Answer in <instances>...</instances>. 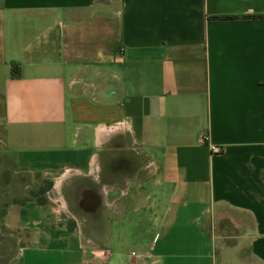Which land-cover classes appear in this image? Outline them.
Returning <instances> with one entry per match:
<instances>
[{"label": "crops", "instance_id": "crops-1", "mask_svg": "<svg viewBox=\"0 0 264 264\" xmlns=\"http://www.w3.org/2000/svg\"><path fill=\"white\" fill-rule=\"evenodd\" d=\"M0 165V264H264V0H0Z\"/></svg>", "mask_w": 264, "mask_h": 264}, {"label": "rangeland", "instance_id": "rangeland-1", "mask_svg": "<svg viewBox=\"0 0 264 264\" xmlns=\"http://www.w3.org/2000/svg\"><path fill=\"white\" fill-rule=\"evenodd\" d=\"M0 170H1V165H0ZM0 186H1V183H0ZM9 192H10V189L7 187V188H5V187H0V203L1 202H3L4 203V206H5V204L7 203V202H9L10 200H11V198H12V195L11 194H9ZM5 215V211L4 210H0V220H1V218H2V216H4ZM10 234V232L8 231V230H6V229H4L3 228V226H0V235H3L4 236V240L5 239H7L8 240V238H9V235ZM10 239V238H9ZM5 242H6V240H5ZM7 242H9V240L7 241ZM9 246H11V244H8V243H4V248H3V250L6 252L7 250H9L10 248H9ZM126 247H127V245H126ZM1 248V247H0ZM1 250V249H0ZM127 253V252H126ZM122 264H127V256H124L123 257V262H122Z\"/></svg>", "mask_w": 264, "mask_h": 264}, {"label": "built area", "instance_id": "built-area-1", "mask_svg": "<svg viewBox=\"0 0 264 264\" xmlns=\"http://www.w3.org/2000/svg\"><path fill=\"white\" fill-rule=\"evenodd\" d=\"M210 148H211V150H212L213 152H215V153H219V152H221V150H220L217 146H215V145H210ZM131 256H132V257H135L136 254H135V253H132Z\"/></svg>", "mask_w": 264, "mask_h": 264}]
</instances>
